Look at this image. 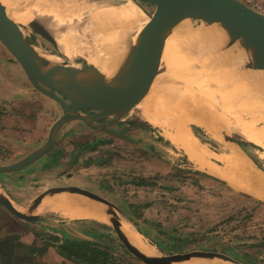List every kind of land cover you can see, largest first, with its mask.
Returning a JSON list of instances; mask_svg holds the SVG:
<instances>
[{
  "label": "rangeland",
  "instance_id": "rangeland-1",
  "mask_svg": "<svg viewBox=\"0 0 264 264\" xmlns=\"http://www.w3.org/2000/svg\"><path fill=\"white\" fill-rule=\"evenodd\" d=\"M243 1L256 7L255 9H261L256 1ZM134 2L147 16L152 14V5ZM202 26L206 27L204 23L194 19L184 22V27L189 31L199 30ZM212 32L207 36L213 35L215 40L214 36L218 34L214 30ZM59 35L61 36L60 33ZM34 36L43 49L55 53L53 59L56 61L64 60L71 64L77 63L78 66L87 65V62L98 63L95 56L85 58L86 61L84 57L77 58L74 53L69 52L76 58L73 60L43 36L36 33ZM218 37L216 39L218 38L217 40L227 49L228 38L220 35ZM179 39L177 35H174L172 41H179ZM217 44L214 45L215 47H210L209 43L196 44L192 47L195 49L197 45H202L205 49L207 46L206 49H209V53H212L214 57V55L218 56L215 53L219 52V49L222 51L220 48L222 45L217 46ZM185 47L178 45L176 48L175 57L177 51L180 53L183 48L187 51L181 52L185 57L181 63L183 60L186 61L187 56L192 60L208 54L206 49L200 51L201 46L198 47L199 51L196 47L194 51L190 50L191 52ZM4 50L6 52V49ZM195 51L203 53L197 55ZM77 54L78 51H76ZM175 57L170 61L172 64L175 62ZM245 61L247 72L256 71L247 67L252 64V61L247 59ZM165 63L166 61L164 67ZM167 69L169 66H166ZM248 69L251 70L248 71ZM240 72L246 74L244 70ZM165 77L166 71L159 75L157 85ZM254 78H259L262 82L261 77L254 76ZM254 78L251 77L252 80ZM232 81L227 83L228 87L225 91L228 89L229 92L232 89L230 87L233 85ZM242 81L246 85L249 84L245 80ZM191 90L189 91L192 92ZM181 91L182 89L178 92ZM225 93L228 94L227 91ZM209 95L211 100L212 97L216 99L221 97L213 93ZM215 98L212 103L218 105L219 100ZM246 104L248 105L247 102ZM225 106L228 107H223L224 110L231 111L229 123L233 116L235 122L242 123L249 122L252 114L256 115L251 112L252 110L242 109L237 99L228 101ZM203 109L201 111L203 113L213 112L212 107L209 106ZM259 110L258 117L261 121L256 122L258 127L263 125L264 115V110ZM232 112L234 114H231ZM61 115L60 108L55 117ZM171 115L176 117L177 112ZM172 117L170 118L174 121ZM175 119L179 121L178 118ZM185 120H188V117ZM107 122L109 119L101 121V123ZM69 126L71 127L66 129V133L74 134L69 144L73 150L70 149L72 152H63V154H53L54 161L51 164L53 170L44 168L42 170L44 172H39L32 168L25 174L13 172L0 174L1 193L15 207L39 217L33 222L20 220L0 205V264H49L48 260L52 261L51 256L58 255L60 247L71 242L91 243V247L101 251V254L86 255L101 264H107L102 263L105 257L109 264H144L125 248L112 225L95 220H69L52 210L37 215L40 206H36L33 213L28 211V209L31 210L35 198L45 190L68 185L89 190L115 205L121 212L117 213L130 220L144 238L155 247L156 255L208 251L225 254L242 264H264V200L251 196L233 187L223 178L200 168L180 147L175 145L166 130L148 123L141 112L138 115L132 113L109 127L110 130L119 131L128 138L112 133H108L104 138L106 132L99 133L97 138L99 143H102L99 147L91 143L97 136L94 129H87L82 122ZM139 126L143 129L142 133L135 132L137 129L134 127ZM187 126L211 152L228 154L232 152L229 148L234 146L243 154L245 153V156L264 173V137L259 136L260 143H254L231 129L223 137L221 133L225 130H221L220 137L223 139L217 140L194 123H188ZM20 157L8 156L6 159H9V162L4 160L3 163L6 164L0 165L12 164V161L21 160L18 159ZM208 160L216 166L224 165L213 156ZM87 161H90V164L86 163ZM69 195L73 194L69 193ZM129 226H131L130 223ZM50 250H53V253ZM62 260V263L57 261L56 264H81L65 256H62ZM216 262V260H210L196 263L215 264Z\"/></svg>",
  "mask_w": 264,
  "mask_h": 264
},
{
  "label": "bare ground",
  "instance_id": "bare-ground-1",
  "mask_svg": "<svg viewBox=\"0 0 264 264\" xmlns=\"http://www.w3.org/2000/svg\"><path fill=\"white\" fill-rule=\"evenodd\" d=\"M134 1L140 2L138 0ZM134 1L0 0V7H2L4 12H6L7 15L18 24L28 26L30 22L35 21L44 26L54 38L58 49H60L64 55L67 54L71 59L74 60L76 59L75 57L89 59L95 56L98 63L90 64L87 62L88 65L92 66L94 71L99 72L106 80H111L119 73L126 60L127 53H129L130 46L135 44L138 34L149 21V17ZM186 20L175 25L170 35L163 43V46L158 53V65L156 67L155 76L152 75L144 97L129 115L132 113L133 115H138L139 112H141L146 121L151 125L157 126L162 123L164 125L163 129L168 132L169 137L175 145L180 147L184 152H188L189 155H194L195 152H209V150L198 140L193 134L194 132H191L187 126L188 123H194L195 125L202 127L210 136H212V138L215 137L217 140L220 138L223 139L222 137L224 134L232 129L239 132L249 141L260 143L259 136L264 137V115L262 126L258 127L256 122H258V120L261 121V118L259 119L258 117V113H260L259 109L264 110V84L262 83L264 82V71L256 70L254 72H247L245 61L246 53H244L243 50H236L240 49L238 45L228 46L226 49V46L222 45L219 40H217L219 35L214 36L215 40L213 39V35L207 36L213 33V30L215 31L219 29L225 34L220 26L205 24L206 27L202 26L199 30L189 31L184 27V22ZM160 33V30H158L157 36ZM174 35H177V37L180 38L179 41H172ZM216 37L218 38L216 39ZM64 41L66 43H64ZM216 42H218L219 46L220 44L222 45L220 47L222 48V51L219 49V52L217 51V53H215L218 54V56L214 55L213 57L212 53H209V49H206V46L205 49L208 51V59L207 56L204 54L202 55L203 52L199 53L195 51L197 52V55L199 53L202 56L190 60L188 59L189 56L185 55V52L187 51L183 50L184 48L181 52L183 53V51H185L184 55L188 57H186L187 62H184L183 60L181 63V60L185 59L181 52L179 53L177 51L175 57L178 45L186 46L190 51L194 49L192 46H195L196 44L209 43V46L212 47L217 44ZM213 43L215 44L213 45ZM223 44H227V42H223ZM200 46L202 50L198 48ZM196 47L198 48V51L199 49L200 51L205 50L202 45H197ZM35 50L41 57L50 62H64L54 60L53 56L55 53L52 54V52L43 49L39 45L35 47ZM76 51H78L77 55ZM69 52L74 53L75 57L71 56ZM189 55H191V53ZM174 57L175 62L172 64L170 61ZM165 61L166 63L164 67L163 65ZM71 65L78 66L77 63ZM166 66H169V69L166 70ZM247 67H249V65H247ZM240 69L244 70L246 74L240 72ZM249 70L251 69H248V71ZM164 71H166V77L159 85H157L158 77ZM254 76L261 77L262 82H260L259 78H254ZM251 77L254 79L252 80ZM242 80H245L246 83L249 84H244ZM231 81L233 84L230 85L232 91L229 90V93L227 89L226 91L228 94H226L225 89L228 87L226 85ZM260 84L262 85L259 88ZM192 86L195 88H191ZM180 89H182V91L179 93L178 91H180ZM209 93L221 96L220 98L218 97L219 99L212 97V100H214V98L215 100H219L218 105L212 103ZM190 94H193V96ZM232 99H237L241 103L242 109L247 108L252 110L251 112L256 113V115L252 114L249 122L242 123L235 122L233 116L229 123L228 119L231 111H226L223 107H228L225 105ZM225 101L227 103H225ZM207 106L212 107L213 112L210 111L209 114L201 112L204 110L203 108H206ZM175 112H177L176 117L171 115L175 114ZM231 114H234V112ZM172 116L176 122L172 121L173 119L171 120L170 117ZM186 117H188V120L184 121ZM175 118H178L179 121ZM221 130H225V132L223 131V133H221ZM220 133L222 137H220ZM235 146L237 147V145ZM229 149L237 154L238 157L236 156L237 158L235 159L238 163L237 166H234L227 158L226 163L228 165V172L232 170V172L237 174L244 173V175L239 177L245 181V190L249 189L253 193H260L264 196L263 172L261 170L257 171V168L256 170L249 162L247 163V160H245V158L243 159L241 155L242 152L238 148L231 146ZM200 155H203V153ZM243 155H245V153ZM241 164L243 166H241ZM233 178L235 179V177ZM68 194L69 193H59V197H57L55 201L53 199L50 200V198L56 194L47 195L42 202L36 205L40 206L39 211L36 214L42 215L43 209L50 207L54 202V210H57V213L69 220H95L103 224L111 225L106 205L99 202V204L105 208L104 209L99 205L93 204V201V203H88L92 200L90 198V201L86 199L88 202H69L75 198L85 197L76 196L74 194L68 197H61L62 195ZM62 203L64 204L61 205ZM36 206H32L31 210L29 209L28 211L33 213V209L36 208ZM19 210L26 213V211ZM118 216L121 222V230L126 235L129 242L147 256H156L157 251L155 247L152 246L135 228H133L132 225L129 226V223L132 224V222L119 213ZM203 260H216L217 263L234 264L218 258H193L190 261L175 264H198L196 262Z\"/></svg>",
  "mask_w": 264,
  "mask_h": 264
},
{
  "label": "water",
  "instance_id": "water-1",
  "mask_svg": "<svg viewBox=\"0 0 264 264\" xmlns=\"http://www.w3.org/2000/svg\"><path fill=\"white\" fill-rule=\"evenodd\" d=\"M138 1L152 5V14L148 15L149 21L138 34L135 44L130 46L119 73L111 80L103 78L88 64L78 67L71 65L68 61L53 63L41 57L35 50L39 44L34 33L56 45L52 35L38 22L32 21L28 26L16 23L0 7V43L20 64L34 88L52 98L62 109V115L52 124L45 144L18 162L0 165V174L18 172L49 152L62 128L72 121H80L90 127L104 129L118 135L120 132H113L109 127L129 116L142 100L152 75L155 76L158 53L163 43L174 26L186 19L220 26L225 34L220 29L215 30L216 33L228 38L229 46L238 45L240 49L236 50H243L246 53L245 58L252 61L249 67L264 71V13L244 1ZM158 30L161 33L157 36ZM108 119L109 122L101 123ZM230 141L235 143L233 140ZM65 192L79 194L108 206L109 222L118 239L144 264H175L190 261L193 258H218L234 264H242L225 254L208 251L147 256L133 246L122 232L117 213L119 209L105 198L78 186L68 185L47 189L35 198L33 206L42 202L47 195ZM0 205L20 220L33 222L39 219L36 215L20 211L2 193H0Z\"/></svg>",
  "mask_w": 264,
  "mask_h": 264
},
{
  "label": "crops",
  "instance_id": "crops-1",
  "mask_svg": "<svg viewBox=\"0 0 264 264\" xmlns=\"http://www.w3.org/2000/svg\"><path fill=\"white\" fill-rule=\"evenodd\" d=\"M252 1H256L257 3H259L258 5L259 8L261 9L258 10L264 13V0H252ZM4 49H5L4 46L0 43V164H6L3 163L4 160H7V162H9L8 161L9 159H6L8 156L9 157L21 156L22 158L20 157L18 159L22 160L26 156L30 155L31 153L42 147L47 141L48 133L52 124L60 117V116L55 117V114L60 109L59 104L56 101H54L52 98L46 96L45 94L35 89L34 86L30 83L29 79L27 78L26 74L21 68L20 64L11 56L10 53L7 52V50L5 52ZM74 123H81V122L72 121L66 124L60 131L53 148L49 152H47L46 154H44L42 157L32 162L31 164L27 165L23 169L19 170L18 172H13V173L25 174L32 168H35L39 172H44L42 171L44 168H47L48 170H53V168L51 167V164L54 161L52 159L53 154L58 155L59 153L63 154V152H68V151L72 152L71 150H73L71 149L70 147L71 145L69 146V144H71L70 140H72L74 134L69 132L66 133L67 131L66 129H69V127H71L69 125L70 124L73 125ZM160 124L161 125H157L155 127L163 129L164 125L162 123ZM83 125H85L87 129L90 130L94 129L96 131L97 133L96 140H92L91 143L93 144L95 143L97 147H99L102 144L99 143V140L97 138L99 137L98 136L99 133L106 132L105 134L106 136H104V138L107 137L108 133H111V132H107L104 129L90 127L84 123ZM134 129H137L135 131L136 133L138 131H140L138 133H142L143 130L142 128H140V126L134 127ZM113 132H119V131H113ZM118 135L128 138L127 135L122 134L121 132L118 133ZM8 152H12V153L9 154ZM185 153L189 156L190 159L194 160L200 166V168H203L205 170L207 169V171L211 172L215 176H218L226 180L233 187L238 188L258 199L264 200V196L261 195L260 193H253L249 189L245 190L244 188V186H246L244 184L245 181L239 177L244 175V173L237 174L232 172V170L228 172L227 170L228 165L226 163L227 158L233 163L234 166H237L238 162L236 161L235 158H237L238 156L235 152H230L228 154L227 153L217 154L209 150V152H195L194 155H189L188 152ZM202 153L203 155H200ZM241 155L243 159L245 158V160H247V163L249 162L254 167V169L257 168L253 164V162L249 160L245 155H243L242 153ZM211 156L215 157L218 161H220L224 165L216 166L215 164H213L211 161L208 160V158H210ZM15 162H18V160L12 161V164ZM86 163L90 164V161H87ZM241 166L243 165L241 164ZM257 171L260 170L258 169ZM233 177H235V179ZM68 196H72V195L69 194L62 195L61 197H68ZM57 197H59V194H56L55 196L50 198V200L53 199L55 201ZM68 199H73V198H68ZM73 201L88 202L86 201V198H75L74 200H70L69 202H73ZM93 202L91 200V202L88 203H93ZM63 204L64 203H62L61 205ZM93 204L103 207L101 204L96 202H94ZM49 210L50 211L52 210L53 212L57 213V210H54V202L50 207L43 209V214H45ZM131 225L133 226V228L137 230V228L133 224ZM50 251L51 253H53V250ZM60 255H61L60 253H58V255L57 254L52 255L51 256L52 261L48 260V263L56 264L57 261L62 263L63 261L62 255L61 256ZM215 264H222V263L216 262Z\"/></svg>",
  "mask_w": 264,
  "mask_h": 264
},
{
  "label": "trees",
  "instance_id": "trees-1",
  "mask_svg": "<svg viewBox=\"0 0 264 264\" xmlns=\"http://www.w3.org/2000/svg\"><path fill=\"white\" fill-rule=\"evenodd\" d=\"M197 173L201 174V172ZM59 251L62 256H65L76 263L80 262L81 264H101L97 261H94V259L87 257L86 254L88 253H90L91 255L93 253L99 255L101 254V251L96 250V248H92L91 243L89 242L67 243L66 245L61 246ZM102 263L109 264V262H107V257L102 260Z\"/></svg>",
  "mask_w": 264,
  "mask_h": 264
},
{
  "label": "flooded vegetation",
  "instance_id": "flooded-vegetation-1",
  "mask_svg": "<svg viewBox=\"0 0 264 264\" xmlns=\"http://www.w3.org/2000/svg\"><path fill=\"white\" fill-rule=\"evenodd\" d=\"M113 125H114V124H113ZM113 125H112V126H113Z\"/></svg>",
  "mask_w": 264,
  "mask_h": 264
}]
</instances>
